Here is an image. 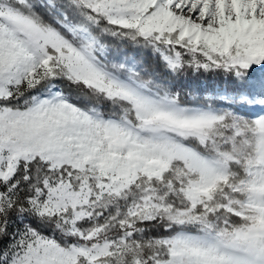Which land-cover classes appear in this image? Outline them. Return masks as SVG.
<instances>
[{
    "label": "snow or ice",
    "instance_id": "1",
    "mask_svg": "<svg viewBox=\"0 0 264 264\" xmlns=\"http://www.w3.org/2000/svg\"><path fill=\"white\" fill-rule=\"evenodd\" d=\"M0 264H264V0H0Z\"/></svg>",
    "mask_w": 264,
    "mask_h": 264
},
{
    "label": "trees",
    "instance_id": "2",
    "mask_svg": "<svg viewBox=\"0 0 264 264\" xmlns=\"http://www.w3.org/2000/svg\"><path fill=\"white\" fill-rule=\"evenodd\" d=\"M115 46V45H114ZM131 51L133 56L139 59L150 71H157L161 78L167 80L173 91H179L181 100L185 104L202 103L209 90L220 83V77L213 74L201 73L196 75L192 70H186L179 76L167 75L163 70V65L159 59L147 52H141L133 49L128 45H122ZM120 47V46H119ZM196 101V102H194Z\"/></svg>",
    "mask_w": 264,
    "mask_h": 264
},
{
    "label": "rangeland",
    "instance_id": "3",
    "mask_svg": "<svg viewBox=\"0 0 264 264\" xmlns=\"http://www.w3.org/2000/svg\"><path fill=\"white\" fill-rule=\"evenodd\" d=\"M120 49H121V51H120V55H126V56H128L129 58H131V57H134L133 56V54H132V52L131 51H129V50H127L126 48H124V46H120ZM137 61H140L139 59H137V58H135ZM141 62V61H140ZM164 79V78H163ZM194 102H196V101H194ZM197 104H199L198 102L197 103H191V104H188V105H197Z\"/></svg>",
    "mask_w": 264,
    "mask_h": 264
}]
</instances>
